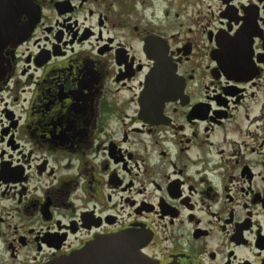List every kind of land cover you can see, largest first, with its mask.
I'll return each mask as SVG.
<instances>
[{
    "label": "flooded vegetation",
    "instance_id": "1",
    "mask_svg": "<svg viewBox=\"0 0 264 264\" xmlns=\"http://www.w3.org/2000/svg\"><path fill=\"white\" fill-rule=\"evenodd\" d=\"M31 3L2 52L0 264L121 233L154 264H264V0Z\"/></svg>",
    "mask_w": 264,
    "mask_h": 264
},
{
    "label": "water",
    "instance_id": "2",
    "mask_svg": "<svg viewBox=\"0 0 264 264\" xmlns=\"http://www.w3.org/2000/svg\"><path fill=\"white\" fill-rule=\"evenodd\" d=\"M35 12L31 0H0V82L7 73L2 52L28 36L37 21L33 19ZM25 15L33 19L30 25L21 24ZM138 244L133 233H121L87 244L82 250L47 264H154L133 250Z\"/></svg>",
    "mask_w": 264,
    "mask_h": 264
},
{
    "label": "rangeland",
    "instance_id": "3",
    "mask_svg": "<svg viewBox=\"0 0 264 264\" xmlns=\"http://www.w3.org/2000/svg\"><path fill=\"white\" fill-rule=\"evenodd\" d=\"M192 11H194L195 9L192 7V9H191Z\"/></svg>",
    "mask_w": 264,
    "mask_h": 264
}]
</instances>
